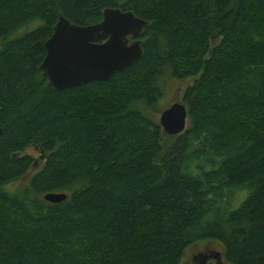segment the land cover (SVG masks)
<instances>
[{"label": "trees", "instance_id": "1", "mask_svg": "<svg viewBox=\"0 0 264 264\" xmlns=\"http://www.w3.org/2000/svg\"><path fill=\"white\" fill-rule=\"evenodd\" d=\"M106 8L147 22L142 54L55 90L38 67L59 16ZM188 77L191 124L167 141L141 107ZM214 103L242 129L217 149ZM204 241L264 264V0H0V264H185Z\"/></svg>", "mask_w": 264, "mask_h": 264}, {"label": "water", "instance_id": "2", "mask_svg": "<svg viewBox=\"0 0 264 264\" xmlns=\"http://www.w3.org/2000/svg\"><path fill=\"white\" fill-rule=\"evenodd\" d=\"M146 25V21L132 12L110 8L103 10L99 23L88 26L73 24L59 16L44 43L45 56L38 69L55 90L106 80L140 57L142 48L138 37ZM186 118V108L177 102L160 114L159 126L165 134L176 136L184 131ZM43 198L49 203H59L66 195L49 193ZM219 254L210 251L218 262ZM210 258L202 253L193 262L206 264Z\"/></svg>", "mask_w": 264, "mask_h": 264}, {"label": "rangeland", "instance_id": "3", "mask_svg": "<svg viewBox=\"0 0 264 264\" xmlns=\"http://www.w3.org/2000/svg\"><path fill=\"white\" fill-rule=\"evenodd\" d=\"M37 25H39V22L36 23V26ZM27 29H31V27H28ZM212 41H213V44H215L218 40L214 39ZM193 80H194L193 77H188L182 80H171V78L164 79V82H165L164 96L160 98L155 103L154 106L152 105L142 106L141 110L148 117H150L151 119L159 123L160 114L164 110L168 109L172 104L178 102L184 105L182 103L184 92L186 88L192 84ZM205 103L211 104L212 101L209 102L206 100L205 101L201 100L200 102L201 108L204 110V112L209 113L208 112L209 109L208 107L205 106ZM184 107L186 108V111H188V108L186 107V105H184ZM134 108L138 110V106H135ZM211 111L215 112L213 113V119L211 122H215L214 124L220 125L224 129L223 137L220 140H217L214 142L215 149H217L224 142H231V141H234L240 138V136L242 135V129L240 128L238 123H236L232 111H222L219 113V106L216 103H214L213 107L211 108ZM207 120H210V116H207ZM190 124H191V118L189 117V115H187L184 131L190 127ZM170 137L171 136H168V138L166 137L165 140L168 141ZM31 174L32 173H30V175L28 176H25V178H22L23 180L20 183L21 186H23V184L25 183V180H28L30 178ZM216 249H218L217 245H215L212 242L204 241V242L197 243L189 247L186 250L185 264H194L193 262L194 257H197L200 254L205 253V252L209 254L210 252L209 250H216Z\"/></svg>", "mask_w": 264, "mask_h": 264}, {"label": "flooded vegetation", "instance_id": "4", "mask_svg": "<svg viewBox=\"0 0 264 264\" xmlns=\"http://www.w3.org/2000/svg\"><path fill=\"white\" fill-rule=\"evenodd\" d=\"M209 251H213V250H209ZM206 253V252H205ZM213 253V252H212ZM207 255H209L211 258L207 261V263L206 264H216V263H222L223 262V259L221 258V255L219 254V258H220V262H218L217 260H216V258L214 257V255L213 256H211L210 255V252H209V254L208 253H206Z\"/></svg>", "mask_w": 264, "mask_h": 264}, {"label": "bare ground", "instance_id": "5", "mask_svg": "<svg viewBox=\"0 0 264 264\" xmlns=\"http://www.w3.org/2000/svg\"><path fill=\"white\" fill-rule=\"evenodd\" d=\"M197 263V261L195 260V263L194 264H196Z\"/></svg>", "mask_w": 264, "mask_h": 264}]
</instances>
